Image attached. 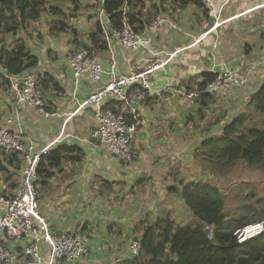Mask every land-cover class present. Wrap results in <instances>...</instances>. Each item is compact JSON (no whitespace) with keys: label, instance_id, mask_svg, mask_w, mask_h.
<instances>
[{"label":"crops","instance_id":"obj_1","mask_svg":"<svg viewBox=\"0 0 264 264\" xmlns=\"http://www.w3.org/2000/svg\"><path fill=\"white\" fill-rule=\"evenodd\" d=\"M60 1L62 4H58ZM99 1L77 0L79 9L74 11L70 0H57L56 11L43 10L36 21L15 35H7L0 43L1 49L23 42L25 49L37 58V64L21 74L33 70L40 78L47 74L56 83V87L43 90L45 108L52 113L44 117L34 108L16 103L9 84L2 88L0 79V125L11 131L20 125L24 144L33 143L34 152L59 145L80 151L79 160L64 158L51 169L50 177H36L34 181L39 212L49 228L89 238L88 254L71 264H126L130 259L129 243L139 239L144 227L162 220L175 226L195 224L180 190L183 184L204 177L196 161V147L205 139H219L226 124L251 112L250 96L264 75V0H230L221 6L224 21L212 30L213 18L208 17L202 4L178 7L168 0H152L147 7L144 2L136 10L142 23L146 19L150 22L157 11L156 14L169 16L175 27L165 24L149 33L147 50L130 52L112 41L119 73L127 74L134 66L142 70L157 64L147 74L151 88L171 89L182 81L192 88L202 81L203 73L237 67L248 77V86L228 95L205 93L194 101L171 91L162 93V99L150 92L138 107L145 124L137 129L131 145L133 161L112 159L106 145L91 135L96 126L94 106H81L109 82V75L93 82L84 74L75 82L65 60L67 52L87 48L108 68L107 44L105 49L90 47L89 34L97 23ZM223 1L215 0L218 5ZM57 22L65 24V28H56ZM176 48L179 51L175 57L159 65ZM21 167L19 157L6 155L0 148L1 195L15 193ZM25 244L27 239L11 243L15 258L9 264H19V253Z\"/></svg>","mask_w":264,"mask_h":264},{"label":"built area","instance_id":"obj_2","mask_svg":"<svg viewBox=\"0 0 264 264\" xmlns=\"http://www.w3.org/2000/svg\"><path fill=\"white\" fill-rule=\"evenodd\" d=\"M104 0L99 1L96 11L103 39L109 48L110 61L105 69L97 59L82 48L67 52L65 60L72 71L74 81L77 82L82 75H87L93 82H97L102 75H109V82L99 91L92 94L81 103L94 106L93 115L96 126L92 131V137L106 145L109 156L112 159L123 160L126 163L133 161L131 145L137 129L145 124L140 116L138 107L142 104L150 92L157 93L162 99V93L171 91L177 93L182 99L194 101L199 99L201 93L228 95L234 89H242L248 86V77L239 68L222 67L214 71V78L207 83L203 90L188 87L186 81L176 84L175 87L151 88L147 74L158 67L157 64L147 65L142 70L131 67L127 74H121L116 68V58L111 50V42L130 52L150 46L149 33L159 27L171 23L169 16L156 14L147 26L136 30L125 18L119 29H111L106 13L102 8ZM206 10L208 17L213 18V26L216 29L224 21L221 18V6L230 0H224L217 4L215 0H198ZM179 50L176 48L167 53V63L175 57ZM9 90L16 103L26 104L44 117L51 115L45 108L44 91L39 83L38 72L30 70L23 74L7 76ZM164 100L169 97H163ZM115 105L111 106L110 102ZM22 128L11 131L4 125H0V148L6 155H15L22 160L19 185L12 196L0 194V263H13L15 255L10 247L14 241L27 239V244L19 253V264H71L82 259L88 254V236L79 233H65L52 231L42 214L39 212V198L34 186L36 168L39 158L47 152L43 147L34 152L33 143L24 144ZM210 229V226H205ZM264 232V221L259 220L248 223L235 229L237 241L243 242ZM211 238V232L208 233ZM47 244L45 250L42 244ZM130 258L140 254V242L132 239L128 246Z\"/></svg>","mask_w":264,"mask_h":264},{"label":"trees","instance_id":"obj_3","mask_svg":"<svg viewBox=\"0 0 264 264\" xmlns=\"http://www.w3.org/2000/svg\"><path fill=\"white\" fill-rule=\"evenodd\" d=\"M75 6L77 0H70ZM144 0H104L102 8L107 15L110 28L119 29L125 18L136 30H141L145 20H139L137 7L144 5ZM172 5L184 7L195 4L202 7L198 0H168ZM56 11L57 7L45 8L44 0H0V43L7 35H15L30 22L36 21L43 10ZM141 14V12H140ZM56 28L62 30L65 24L57 22ZM90 47L105 49L106 43L98 22L89 34ZM87 49V48H86ZM88 50V49H87ZM92 54V51H89ZM37 58L18 41L12 48L0 49L1 82L9 84L7 76L19 75L32 69ZM214 73H203L202 81L196 85L199 90L214 78ZM44 90L56 87V83L47 75L39 81ZM205 93L202 92L200 98ZM249 104L253 111L264 115V75L259 88L250 96ZM110 105H115L114 101ZM252 111V110H251ZM247 115L235 117L223 127L219 139H205L200 143V151L195 155L200 162L216 163L220 167L232 165L237 159L250 165L264 167V126H247ZM200 153V154H199ZM64 158L79 160L80 151L75 147L59 145L42 154L36 168V177L46 179L52 175L51 169L60 165ZM216 167V166H214ZM182 185V184H181ZM174 190L173 188H171ZM181 197L187 209L196 219L195 224L175 226L169 220L157 221L142 229L139 236L140 254L130 258L126 264H264V232L243 242H238L235 229L247 223L236 221L231 229L225 227L224 199L221 191L210 184L189 182L183 184ZM256 202L264 206V198ZM261 208V207H260ZM264 212V209L261 210ZM210 226V229L205 228ZM211 232V238L208 233Z\"/></svg>","mask_w":264,"mask_h":264},{"label":"rangeland","instance_id":"obj_4","mask_svg":"<svg viewBox=\"0 0 264 264\" xmlns=\"http://www.w3.org/2000/svg\"><path fill=\"white\" fill-rule=\"evenodd\" d=\"M51 1L53 7H57L54 4L57 0ZM144 1L147 7L151 6L152 0ZM51 4L45 3V8L46 5L48 7ZM58 4H62V2L60 1ZM78 9L79 5H76L74 11H78ZM1 86L3 88L4 84L1 83ZM246 121V127L253 125H256V127L264 126V115L253 111L252 108V111L247 115ZM199 144L196 147L198 151H200ZM196 161L204 171V177L198 178L196 181L217 187L223 195L226 228L231 229L236 221H244L247 224L259 220L264 221V212L261 213L260 211V209H264V206L262 203L260 205L256 202L257 198H264V167L262 165H250L237 159L234 164L228 166L223 165L220 167L216 163H211L216 166L214 167L208 165L209 163L206 161Z\"/></svg>","mask_w":264,"mask_h":264},{"label":"water","instance_id":"obj_5","mask_svg":"<svg viewBox=\"0 0 264 264\" xmlns=\"http://www.w3.org/2000/svg\"><path fill=\"white\" fill-rule=\"evenodd\" d=\"M2 72H3L4 74H7V71H6V70H4V69L2 70ZM42 247H43V249H46V247H47V244H45V243H44V244H42Z\"/></svg>","mask_w":264,"mask_h":264},{"label":"clouds","instance_id":"obj_6","mask_svg":"<svg viewBox=\"0 0 264 264\" xmlns=\"http://www.w3.org/2000/svg\"><path fill=\"white\" fill-rule=\"evenodd\" d=\"M257 236V235H256ZM255 237V236H254Z\"/></svg>","mask_w":264,"mask_h":264}]
</instances>
